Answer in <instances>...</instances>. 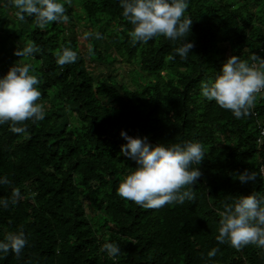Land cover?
<instances>
[{
    "label": "trees",
    "instance_id": "obj_1",
    "mask_svg": "<svg viewBox=\"0 0 264 264\" xmlns=\"http://www.w3.org/2000/svg\"><path fill=\"white\" fill-rule=\"evenodd\" d=\"M65 7L68 22L42 30L35 17L19 20L13 3L0 4V76L29 64L46 112L43 121L25 122L27 134L0 125V177L8 181L0 198L21 192L18 203L0 208V240L23 232L28 242L19 256L0 254V264H264V249L236 250L216 239L226 207L264 195V143L257 144L264 93L236 119L200 89L230 55L264 58V0H189L182 19L193 20L194 47L186 59L176 54L181 42L163 36L133 44L118 0ZM30 43L41 51L14 55ZM64 48L78 59L61 69L55 61ZM123 66L127 83L117 79ZM121 131L150 145L201 143V177L182 189L191 199L145 210L120 197L136 167L121 154ZM246 170L256 180L241 184L236 176ZM106 243L119 245V256L102 251Z\"/></svg>",
    "mask_w": 264,
    "mask_h": 264
},
{
    "label": "clouds",
    "instance_id": "obj_2",
    "mask_svg": "<svg viewBox=\"0 0 264 264\" xmlns=\"http://www.w3.org/2000/svg\"><path fill=\"white\" fill-rule=\"evenodd\" d=\"M6 2L14 4L19 20L35 17L36 26L42 30L53 23H66L69 20L65 4H70L71 0H0V4ZM188 2L118 0L122 17L133 26L129 33L133 44H146L158 36L180 41L176 54L181 59H186L194 47L188 40L193 20L182 19ZM91 36V33H86L84 39ZM96 37L100 38L98 33ZM40 51L38 46L30 43L22 49L18 48L14 55L32 57ZM88 51L92 52L91 46ZM77 59L75 51L64 48L57 54L55 62L63 69L65 65L76 63ZM250 61L230 55L214 79L201 82V96L207 101H214L222 109L230 110L236 119L248 116L257 94L264 93V58L253 54ZM30 73L29 64H14L6 74L0 76V125L10 122L11 131L16 134H27L25 122L35 124L46 116L44 105L38 103L41 98L39 81ZM120 136L126 141L121 146V154L136 165L120 183V197L145 210H158L165 205L183 204L186 199H191L190 192L182 189L193 187L201 177L198 166L206 156L201 143L189 141L150 145L147 137H130L124 131L120 132ZM261 171L264 174L263 168ZM236 179L241 184L254 182L256 174L246 170L237 174ZM6 183L7 179L0 177V185ZM20 199L21 192L16 189L10 198H0V208L7 209L10 204L14 206ZM221 217L216 237L219 243L227 240L236 250L249 244L264 249V195L240 196L232 206L225 208ZM27 243L23 232L9 233L0 240V254L11 252L19 256ZM102 251L115 258L121 253V248L117 244L106 243ZM217 251L215 248L210 250L208 256L214 257Z\"/></svg>",
    "mask_w": 264,
    "mask_h": 264
},
{
    "label": "rangeland",
    "instance_id": "obj_3",
    "mask_svg": "<svg viewBox=\"0 0 264 264\" xmlns=\"http://www.w3.org/2000/svg\"><path fill=\"white\" fill-rule=\"evenodd\" d=\"M13 7V5H11ZM11 7V8H12ZM82 27H80L81 29ZM83 29V28H82ZM26 39H28L26 37ZM81 39V38H80ZM79 44L82 45V44H85V42L83 40H81V42L79 41ZM228 52H226L225 54H223V57H227L228 56ZM118 65V63H117ZM89 67H92L91 65H89ZM117 79L118 81H121V82H124V83H127L128 82V74H127V71L125 70V67H121L119 70H118V76H117Z\"/></svg>",
    "mask_w": 264,
    "mask_h": 264
},
{
    "label": "built area",
    "instance_id": "obj_4",
    "mask_svg": "<svg viewBox=\"0 0 264 264\" xmlns=\"http://www.w3.org/2000/svg\"><path fill=\"white\" fill-rule=\"evenodd\" d=\"M260 136L257 138V143L261 144L262 142H264V127L260 128Z\"/></svg>",
    "mask_w": 264,
    "mask_h": 264
}]
</instances>
